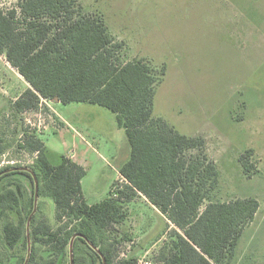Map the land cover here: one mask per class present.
Instances as JSON below:
<instances>
[{
	"label": "trees",
	"instance_id": "1",
	"mask_svg": "<svg viewBox=\"0 0 264 264\" xmlns=\"http://www.w3.org/2000/svg\"><path fill=\"white\" fill-rule=\"evenodd\" d=\"M125 46L102 15L83 10L78 0H18L10 9L0 8V53L28 84L12 102L15 112L37 110L41 99L97 104L115 113L130 148L118 170L122 184L88 204L81 191L83 166L62 154L53 163L45 142L25 132L18 147L35 155L30 171L0 168V219L12 217L2 225L0 264H24L28 243L26 264H70L74 235L73 264H103L102 257L105 264H137L135 257L116 260L117 240L107 235L125 220L122 205L137 195L173 225L170 241L155 257L158 264H227L236 255L258 200L213 199L219 171L204 138L182 134L153 115L165 68L144 58L124 59ZM5 150L0 144V154ZM251 152L238 157L247 175L254 167L247 160ZM21 176L31 183L30 196ZM35 180L38 196L54 203L55 224L36 219L38 204L28 242ZM85 249L89 254H81Z\"/></svg>",
	"mask_w": 264,
	"mask_h": 264
},
{
	"label": "rangeland",
	"instance_id": "2",
	"mask_svg": "<svg viewBox=\"0 0 264 264\" xmlns=\"http://www.w3.org/2000/svg\"><path fill=\"white\" fill-rule=\"evenodd\" d=\"M82 9L102 15L124 59L144 58L164 67L153 115L180 133L201 136L219 175L214 200L255 197L259 208L245 227L236 255L227 264H264V0H78ZM18 0H2L7 10ZM28 84L0 53V168L30 167L35 155L18 147L25 132L39 136L53 163L66 155L86 170L81 191L88 204L122 184L119 168L129 144L116 115L88 102H40L37 110L16 113L12 102ZM247 149V175L238 161ZM195 154L196 152L193 151ZM72 156L73 159L70 157ZM30 196L28 179L20 177ZM115 183V184H114ZM36 219L54 225L51 198L40 195ZM125 220L108 233L120 258L137 264L155 257L170 241L168 225L142 195L124 203ZM0 219L2 225L10 221ZM89 254L85 249L81 254Z\"/></svg>",
	"mask_w": 264,
	"mask_h": 264
},
{
	"label": "water",
	"instance_id": "3",
	"mask_svg": "<svg viewBox=\"0 0 264 264\" xmlns=\"http://www.w3.org/2000/svg\"><path fill=\"white\" fill-rule=\"evenodd\" d=\"M20 169H21V170H25V171H30V169L27 168V167H20ZM37 198H38V185H37V182H36V180H35V189H34V198H33L34 206H33V210H32V212H31V214H30V216H29V218H28V220H27V226H26V227H27V238H28V242H29L28 225H29V221H30V219H31V215L36 211V207H37ZM78 236L84 237V236H82L81 234H78ZM75 237H76V235H74V236L71 238L70 242H69V257H70V264H73V259H72V245H73V240H74ZM88 243H89V242H88ZM89 245H90L92 248H94V246H93L92 244L89 243ZM95 249H96V248H95ZM29 252H30V250H29V243H28V253H27V257H26V260H25L24 264L27 263V260H28V257H29ZM102 260H103V264H105V260H104L103 257H102Z\"/></svg>",
	"mask_w": 264,
	"mask_h": 264
},
{
	"label": "built area",
	"instance_id": "4",
	"mask_svg": "<svg viewBox=\"0 0 264 264\" xmlns=\"http://www.w3.org/2000/svg\"><path fill=\"white\" fill-rule=\"evenodd\" d=\"M41 101H43L46 104L48 103V100H46V99H41ZM47 106L49 107L50 110H52L53 112H55V110H53V108L51 106H49V104H47ZM140 263L141 264H150L147 260H142Z\"/></svg>",
	"mask_w": 264,
	"mask_h": 264
},
{
	"label": "crops",
	"instance_id": "5",
	"mask_svg": "<svg viewBox=\"0 0 264 264\" xmlns=\"http://www.w3.org/2000/svg\"><path fill=\"white\" fill-rule=\"evenodd\" d=\"M55 114L58 116V118H59V115H58V113L55 111ZM72 159H73V157L72 156H70ZM74 160V159H73ZM76 162V161H75Z\"/></svg>",
	"mask_w": 264,
	"mask_h": 264
}]
</instances>
